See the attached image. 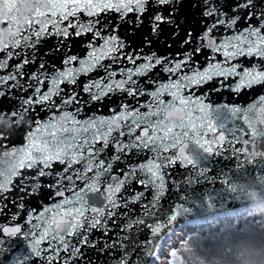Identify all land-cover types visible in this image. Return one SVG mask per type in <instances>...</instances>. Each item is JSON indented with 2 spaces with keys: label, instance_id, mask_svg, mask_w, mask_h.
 <instances>
[{
  "label": "snow or ice",
  "instance_id": "1",
  "mask_svg": "<svg viewBox=\"0 0 264 264\" xmlns=\"http://www.w3.org/2000/svg\"><path fill=\"white\" fill-rule=\"evenodd\" d=\"M202 3L201 15L211 22L196 37L186 31L180 46H188L187 50L172 57L145 53L143 47L126 52L125 42L115 34L119 25L102 23L101 13L115 12L121 21L134 13L137 28L147 13L151 36L144 43L150 47L152 38L161 36L162 25L173 28V38L179 35L177 14L183 0H0V71H5L0 75V101H9L8 107L0 108V117L10 121L12 129H0V156L13 161L10 174L0 170V214L12 206L16 211L11 221L22 213L25 217L23 225H0V255L5 252L4 237L25 241L22 253L10 264H92L89 249L115 252L117 264H138L142 246L132 233L147 229L152 236L155 220L149 223L141 212L152 218L169 185L176 186L168 169L179 164L198 177L211 175V160L223 157L216 138H207L217 124L213 127L212 120L204 124L205 117H198L201 124L197 127L194 111L206 113L211 107L192 92L214 78H234V92L264 85V0ZM81 13L88 19L81 20ZM239 25L243 27L220 40L213 35L220 27L233 30ZM106 29L111 34H102ZM89 33L93 40L88 42L87 57L68 54L70 38ZM48 37H58L59 42L44 50ZM61 48L66 50L61 54L64 67L52 65L49 71L47 58ZM204 49L222 55L223 60L213 56L205 67H197L194 56ZM240 58H259L261 63L243 66ZM13 60L18 62L11 64ZM104 60H126L131 66L113 70ZM29 66H34L31 72ZM98 68L105 75L81 88L87 100L75 89L66 94L61 87L77 85L79 76ZM157 68L167 80L149 75ZM141 77L147 79L141 83ZM145 85L154 87L149 90ZM115 93L125 94L138 106L119 102V111L111 109L110 117L78 119L84 105ZM143 96L150 99L139 103ZM37 108L52 115L41 120ZM222 112L247 126L243 131L251 139L243 140L245 147L238 150V156L264 158V144L259 149L256 146L257 139L264 140V95L257 103L243 108L225 106L218 114ZM232 135L235 138V131ZM17 138L22 143L12 142ZM219 140H225L223 132ZM145 152L152 154L150 159L131 163L133 156ZM57 164L61 167L56 168ZM114 170L119 174H113ZM45 189L53 203L40 211L29 209L28 199ZM169 212L174 221L178 213ZM25 225L30 227L25 230ZM97 232L101 235L96 236ZM140 239L149 240L142 234ZM139 264L147 261L139 260Z\"/></svg>",
  "mask_w": 264,
  "mask_h": 264
},
{
  "label": "water",
  "instance_id": "2",
  "mask_svg": "<svg viewBox=\"0 0 264 264\" xmlns=\"http://www.w3.org/2000/svg\"><path fill=\"white\" fill-rule=\"evenodd\" d=\"M220 3H223V0H220ZM202 11V0H183V6L177 14L181 24L179 35L176 38H173V28L168 25H162L163 31L161 36L159 39L152 38L153 42L150 47L144 43L145 37L151 36L147 13L144 17V24L138 28L135 25L134 13H129L125 21H121L119 15L115 12L101 13V18L102 23H107L109 26L119 25L115 34L125 42L126 52L133 50L139 51V49L143 47L145 53L155 51L160 56L171 55L172 57H175L177 53L187 50L188 46H185V48H181L180 46L181 40L184 39L186 31H191L193 37H196L198 34L202 33L205 30L206 25L211 22V18H205L201 15ZM80 19L86 20L88 17L81 13ZM242 27L243 25H239L237 29L233 30L220 27L213 33V35L217 40H220L223 37L233 34L234 31H237ZM102 34H111L110 29L103 30ZM90 40H93L91 33L81 37L70 38L68 41V54L77 55L80 58H86L87 53L90 51L87 47ZM58 42V37H48L42 47L44 50H47ZM96 43L102 44V41H96ZM169 44L171 47L167 46ZM65 51L64 48H61L59 53L47 58L50 59L49 71H52V65H55L57 69H62L64 67L61 63V54ZM213 56H215L217 60H223L222 55L204 49L202 52L194 56L196 66L199 68L205 67L207 63L212 60ZM16 62L18 61L13 60L10 63L14 64ZM239 62L243 66H251L261 63L259 58H240ZM102 63L105 65L112 64L113 70H119L122 67L131 66L126 60H121L116 63L104 60ZM33 68L34 66H29L27 71L31 72ZM3 74H5V71H0V75ZM104 75V70L98 68L87 75L79 76L77 85H61V87L65 90L66 94L72 89H75L83 100H87L88 95L81 91L82 86L89 80L98 79ZM149 75H159L160 80H167V76L159 68L153 70ZM120 78L121 77L119 76L116 77V79ZM138 79L143 83L147 77H141ZM221 80H223V78H214L202 87L196 88L192 92V95L202 99L205 104L210 105L211 110L206 113L194 111L193 119L196 122L197 127H200L201 124L198 117H205L203 120L204 124H207L208 120H212L213 127H216L217 124L216 131H209L207 138H216L217 143L221 146L220 151L223 152V157L216 156L211 160L209 165L213 170L211 175L198 177L194 171L190 172L189 168L182 167L179 164L168 169L169 174L177 181L176 186L172 187L169 185L170 190L161 201L157 212L153 213L152 218L145 217L141 212V218L148 219L149 223H152V221L155 220L152 236H149L147 229H141L138 232L132 233V235L137 236L142 246L141 251L143 255L138 258V264L139 260L147 261V264H149L158 241L169 230L186 218H195L210 212L232 209L245 202L264 199V158L252 160L251 157L243 159L238 156V150L241 147H245V145H243V140L251 139V137L247 136L243 131V128H246L247 126L244 125L241 120H235L234 122L229 118L227 112L218 114L219 110L225 108V106L229 108H243L257 103L259 97L264 95V85L253 86L250 89L244 88L241 89L240 92H234L232 90V88L235 87L234 78L223 80V83H220ZM45 87H47V85ZM145 87L151 90L154 86L145 85ZM5 90L7 91L6 86ZM27 94L28 93H21V95ZM13 98H15V96ZM56 99L58 100V98ZM149 99V97L143 96L139 97L138 101L139 103H145ZM165 99L170 98L165 97ZM119 102H126L132 104L134 107L138 106L137 101L132 100L125 94H110V97L104 98L101 102H93L84 105L78 119L84 120L90 116H96L97 118L110 117L112 115L111 109L116 108V110L119 111ZM8 106V100L0 101V108ZM74 107L76 106H73V108H69L68 110H74ZM141 110L146 111V109ZM36 115L41 120H44L49 118L52 115V112L37 108ZM0 118L4 119L3 117ZM8 122L11 123L10 121ZM221 124L223 125V128L219 129L218 127H220ZM0 129L12 131L11 127L8 125H0ZM203 130L207 131V129ZM234 131L235 138L232 135ZM221 132H223L225 136L224 141L219 140ZM13 135L15 136V133H13ZM37 135L40 134L38 133ZM12 142L22 143L18 138L14 139ZM262 144H264V140L257 139L256 146L258 149ZM216 146V144L213 145L214 148ZM111 152L112 150L108 149L109 155H111ZM257 155H259V153H257ZM151 156L152 154L148 152H145L138 157L133 156L131 158V163L146 162ZM55 167L60 168L61 166L57 164ZM119 167H122V165ZM113 174H119L118 170H114ZM185 175H187V178L183 179ZM48 197L49 191L47 189L37 196L30 197L28 199V208L40 211L43 206L53 203ZM169 209H173L178 213L174 221L169 219ZM13 211H16V209L9 206L6 213L0 214V225H9L12 223L24 224L25 217L23 213L15 222L10 220ZM28 227H30V225H25V230H27ZM141 234L142 238H149L147 243H145L143 239H140ZM95 235L100 236L101 234L97 232ZM3 239L5 240L3 245L5 252L0 255V264H10L13 257L22 253V250L25 248V241L23 238L9 239L4 237ZM87 251L92 259V264H117L116 259H114L116 255L115 252L102 254L90 249ZM29 264H31V262H29ZM38 264H44V262L39 261Z\"/></svg>",
  "mask_w": 264,
  "mask_h": 264
},
{
  "label": "trees",
  "instance_id": "3",
  "mask_svg": "<svg viewBox=\"0 0 264 264\" xmlns=\"http://www.w3.org/2000/svg\"><path fill=\"white\" fill-rule=\"evenodd\" d=\"M246 249L264 257V199L186 218L158 241L149 264H240Z\"/></svg>",
  "mask_w": 264,
  "mask_h": 264
},
{
  "label": "clouds",
  "instance_id": "4",
  "mask_svg": "<svg viewBox=\"0 0 264 264\" xmlns=\"http://www.w3.org/2000/svg\"><path fill=\"white\" fill-rule=\"evenodd\" d=\"M0 125H8L10 123L2 118H0ZM13 161L10 156L3 155L0 156V170L7 173H11ZM240 264H264V257L257 256L252 250H244L238 254Z\"/></svg>",
  "mask_w": 264,
  "mask_h": 264
},
{
  "label": "rangeland",
  "instance_id": "5",
  "mask_svg": "<svg viewBox=\"0 0 264 264\" xmlns=\"http://www.w3.org/2000/svg\"><path fill=\"white\" fill-rule=\"evenodd\" d=\"M181 223V222H180ZM176 228L178 227V224L175 226Z\"/></svg>",
  "mask_w": 264,
  "mask_h": 264
}]
</instances>
